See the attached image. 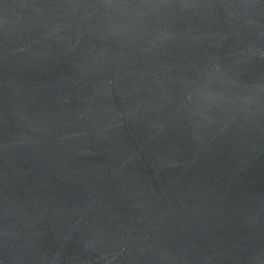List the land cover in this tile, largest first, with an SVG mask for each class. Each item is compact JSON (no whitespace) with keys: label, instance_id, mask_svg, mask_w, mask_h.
<instances>
[{"label":"water","instance_id":"water-1","mask_svg":"<svg viewBox=\"0 0 264 264\" xmlns=\"http://www.w3.org/2000/svg\"><path fill=\"white\" fill-rule=\"evenodd\" d=\"M0 264H264V0H0Z\"/></svg>","mask_w":264,"mask_h":264}]
</instances>
